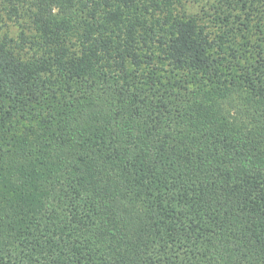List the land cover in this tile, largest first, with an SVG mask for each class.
<instances>
[{
  "label": "trees",
  "instance_id": "1",
  "mask_svg": "<svg viewBox=\"0 0 264 264\" xmlns=\"http://www.w3.org/2000/svg\"><path fill=\"white\" fill-rule=\"evenodd\" d=\"M3 17L0 264H264V0Z\"/></svg>",
  "mask_w": 264,
  "mask_h": 264
},
{
  "label": "rangeland",
  "instance_id": "2",
  "mask_svg": "<svg viewBox=\"0 0 264 264\" xmlns=\"http://www.w3.org/2000/svg\"><path fill=\"white\" fill-rule=\"evenodd\" d=\"M203 3L197 4H188L192 12L200 11ZM21 33V28L15 21L7 19V17L0 18V39L4 37H11L17 39Z\"/></svg>",
  "mask_w": 264,
  "mask_h": 264
}]
</instances>
